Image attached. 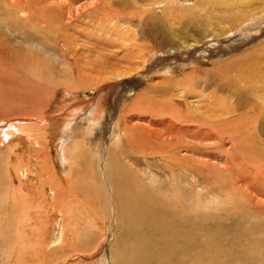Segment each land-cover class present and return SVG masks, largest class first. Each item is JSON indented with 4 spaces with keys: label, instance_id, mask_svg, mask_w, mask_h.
<instances>
[{
    "label": "rangeland",
    "instance_id": "1",
    "mask_svg": "<svg viewBox=\"0 0 264 264\" xmlns=\"http://www.w3.org/2000/svg\"><path fill=\"white\" fill-rule=\"evenodd\" d=\"M0 1L2 4V0ZM51 1L56 6L58 2L65 0ZM156 1L159 2L160 0H73L70 2L73 10L71 12L83 11V13L79 18H73L67 26L63 27L62 21L59 20L51 31L46 27H43L44 29L31 28L32 26L25 22L31 30L25 28H22V30H26L29 34L14 39L15 43H19L22 47L38 48L37 50H40L43 57L51 64L50 67H54L53 75L44 78L39 83L37 92H34L35 94L17 91L21 88L11 89L8 83L0 79V124L3 123V120L20 117L25 118L23 121L24 127H27V125L42 126L45 121L42 123L37 116L30 117L31 113L42 111L45 117H50L53 110L54 113H57L55 111L61 108L60 105L56 107L58 103L69 95H78L84 100L97 97L95 99V102H97L94 103L91 113L92 119L97 110H102V112L100 111L102 115L96 117L95 120H91L90 116H87L83 120L84 122L78 126L80 128L76 127L75 132L71 135L72 140L75 139L74 143L67 144L65 146L67 149L64 148L70 163L65 168L60 164L58 146L61 140L66 137V135L64 136L65 126L70 124V115L66 117V122L56 120L54 121L55 124L52 123L53 136L48 137L49 141H42L41 145L36 144V142L29 145L25 138H20L17 134L12 135L4 142H0V264H168L167 262H161L164 251L156 248L155 245L153 246V241L158 235L149 238L151 234L144 228L145 219H142L144 213H142V207L140 208L139 203L136 204L139 195H141L139 193V183L137 179H133V181L127 179L129 177L127 175L130 174H127L126 168H123L125 164L121 165L127 160H123L122 156L118 155L123 152L128 154L127 150L131 146L123 143L120 147L117 142L119 129L114 119L118 117L123 105L128 106L127 109L125 108L124 113L127 118L126 121H130L131 124H146L150 130H162L161 132H165V135L168 136L177 132L178 135H183L188 139L190 128L195 129L196 127L193 141L197 142L195 149H197L198 156L195 158L203 160V163L208 161L211 167L207 164H199L201 173L195 177V181H198V187L194 186L193 189L184 191L187 193L184 194L185 199H188L191 203H196L194 205L195 210L191 212L206 220L219 218L220 221L225 219V216H227L225 214L232 217L233 214L237 217L241 214L242 218L246 214L248 216L245 217L247 221L253 224L257 223V229L263 225L261 228L264 234V212L262 211L264 209V134L260 131L262 125L251 123L252 128L247 126L248 124L246 126H236L235 128L232 126L233 124L225 125L226 122L222 123L220 119L213 122L215 118L207 120L199 115L205 112L204 108H208V104L211 106L209 108L214 109L212 113L214 116L216 115L214 113L218 111L219 103L231 105L230 103L237 101L236 95L223 93L218 91L215 85H206L205 83L206 79L212 74H220V72L222 73L227 69L228 75L217 77V84L221 83L226 86L233 73H237L239 65H242L244 69L249 67L251 61L248 62L247 59L250 55L234 60L231 62L233 64L227 63L224 65L225 68H217L216 64L222 59H231L230 57L237 55L240 49L251 44L245 42L242 47L240 44H237V46V42L229 40L228 44H231V46L227 47V43H223V47L219 48L221 50L218 51L219 54L215 49L208 52L201 50L199 54H188L186 51L195 46L193 42L198 35H201L204 31L208 32L224 25L228 26L234 15H224L220 12L209 19L204 26H182L173 19L165 17L166 12L164 11L169 6L166 5V2L161 1L163 4H158ZM197 1L200 0H179L174 2L173 7L177 5L176 7L179 8L181 4L191 6ZM76 8L80 9L74 12ZM57 9L60 13H63V10L59 7ZM147 10L150 11L147 12ZM179 12L180 10L175 11L178 15ZM149 14L151 16L155 15L154 25H157L158 29H162L161 31L164 30V33L154 34L150 32L148 27L143 28V23L141 24L139 20L143 19L145 22L146 19V22L149 23L150 21L151 24L152 19L148 20L147 18ZM23 17L25 18L24 12H20L12 20H15L14 18L22 20ZM59 23L62 27H59ZM53 31L57 33H63L64 31L66 42H68L67 51H63V49H66L67 44L60 45V40L54 37L57 33L55 32L56 34L53 35ZM20 32L23 34L21 29ZM121 35L122 39L125 40L121 39ZM164 35L179 43L186 41L188 44L178 49L156 50L165 43ZM223 36L224 39L226 34ZM263 39L264 32L256 39L251 40V43L255 44ZM133 40L138 43L139 48L145 47L154 50L152 57L160 56L164 59L157 63L156 68H151L152 71L156 69V73L150 71L146 76H143V74L137 76L132 73L133 75L129 74L127 77L122 75L119 78L115 74L135 70L143 59L137 56H134L136 58L125 56L122 47ZM196 45L198 46V44ZM252 52L255 53L257 50ZM211 53H215V55L217 53L221 56H205ZM5 61H7L4 63H7L8 68L9 60ZM145 64H147V67L150 65L149 62ZM257 65L259 66L258 63ZM191 66H198L203 71L206 70L202 73L198 71L193 73L195 80H199V83L196 82L195 86H180L179 83L171 84L159 90L150 89L141 95L144 87L148 85V81H151L149 78L154 79L158 74L163 73L181 78ZM260 66L264 67V62ZM43 84L46 86L45 88ZM102 87L106 90L98 93ZM138 93L140 94L138 95ZM136 94L138 95L137 104L139 105L136 104V107L132 108L131 103L134 97L137 96ZM239 103L243 105V108L231 114V118L236 121L245 116L241 112L249 106L248 104L246 107L247 103L243 100ZM262 104L264 106V103ZM183 106L185 108H182ZM40 107L44 110H41ZM191 107L195 108L191 109ZM72 111L64 112L63 115ZM176 111L181 112L180 114L188 117L189 120L196 117L194 123L176 117V114L174 115ZM58 113L60 112L58 111ZM229 116L227 117L229 118ZM261 119H264V117H261ZM120 123L122 124V121ZM214 126L216 129L213 128ZM168 127H172L174 132L169 134L168 131L164 130ZM87 129L88 133H86ZM208 129L209 131H207ZM26 130L28 131V129ZM204 130L210 134V139L205 140L206 135L202 134ZM218 130L219 132H217ZM214 132H216L215 136ZM126 145L128 149H126ZM199 147L202 150L198 149ZM76 156L78 157V164L75 165L72 161L77 158ZM152 161L153 159L150 157H147V160L140 158V163L137 166L144 168L147 164L151 170L160 169L163 171L160 164H154ZM102 169H106L107 173L110 174V181L113 182L115 200L117 199L115 218L111 214V207L108 205L106 198ZM161 173V171L156 173L157 177L161 178L159 181H163ZM47 180H51L52 183H47ZM186 180V185L188 184L189 187V183L191 184L193 179L186 177ZM43 181L47 183L44 190L39 188L43 185ZM159 181L154 186H158ZM100 182H103L104 186ZM17 183H25L27 188L25 191L16 189L18 197L15 198L13 194L15 193V186L18 188V185H20ZM26 183H30L31 186ZM145 183V186H147L151 182L145 181ZM241 184L252 194L253 201H259V204H262L261 208L263 209H256L255 203H250L248 199L241 198L242 195L235 191ZM167 185L164 187H167ZM184 185L185 183L180 181L179 188H186V185L185 187ZM252 188L254 189L252 190ZM163 191L167 195L175 194L169 187L166 190H159V194H162ZM54 195L56 198H53ZM208 198L214 201L210 200L209 202ZM236 201H238V204ZM240 206L241 208L236 210ZM154 208L160 211L157 214L169 209L160 206ZM206 226L204 225L205 230L208 229V225ZM261 228L259 229L260 232H262ZM239 233L240 231H238ZM250 233L251 235H242V237L239 235L241 238L236 239L237 243H230V239H228L226 248L230 249L233 244L236 245L235 247L242 248L241 245H245V247L248 246L253 249L260 246L258 243L259 238L256 237L259 233H254V230ZM246 237L249 241L245 239ZM205 238L207 241L205 245L209 247L208 250H216L220 255L225 254L223 252L225 247H222V250L219 248L220 246L214 248L215 240L212 241V236L204 234L203 240ZM262 239L264 240V236H262ZM219 258L217 257V259ZM209 263H212V261Z\"/></svg>",
    "mask_w": 264,
    "mask_h": 264
},
{
    "label": "bare ground",
    "instance_id": "2",
    "mask_svg": "<svg viewBox=\"0 0 264 264\" xmlns=\"http://www.w3.org/2000/svg\"><path fill=\"white\" fill-rule=\"evenodd\" d=\"M72 1L73 0H65L62 2H58V4H56V6H55V3L51 0H42V1H40V0H2V4L0 1V6L2 5L0 7V79L4 80L6 83H8L9 86L11 87V89L21 88V90H17V91L27 92V93H34V92L36 93L37 92L36 90H37L39 83L44 78H47V77H50V75L51 76L53 75V68L54 67L53 68L50 67L51 64L49 63V61H47L43 57L42 52H40V50L39 51L37 50L38 48L37 49H33L31 47L26 48L27 46L22 47V45H19V43H15V40H14L15 38L17 39V37H25V36H27V34H29V32H26V30H22V28L30 29V28H28L27 24H25V22H27L29 25H31L32 26L31 28L42 29L43 27L44 28L46 27L51 31H52V27L55 26L57 21H59V20H60V22L62 21L61 23L63 24V27L67 26V24L71 23V20L73 18H79V16H81V14L83 13V11L78 12V13L75 12L76 10H78L80 8H76L74 10L75 13L71 12V11H73L72 7H71V3H70ZM161 1L164 3L166 2L167 3L166 5H169L168 9L166 11H164V12H166L165 17L173 19L177 24L182 25V26H184V25L185 26L189 25V26H194V27L195 26H201V25L204 26L208 22L209 19L214 17V15H216V13H220V12H221V14H224V15H234V18L229 22L228 26L224 25V26L218 27L217 29H212L208 32H205V31L202 32V34L198 35V37L194 40L193 45L195 44V46H193L191 49L186 51V53H188V54H193V53L199 54V52H201V50L208 52L210 50L215 49V51H217V53H218V51L219 52L221 51L220 47L222 46L223 43L224 44L227 43L226 44L227 47L231 46V44H228L229 40L233 41V42H237L236 45L240 44V45H242V47L244 46L245 42H249L251 44V45L244 46L243 49H240V51H239L240 53L238 52L237 55L230 57L231 59H227V60H224V59L220 60L219 59L220 61H218V63L216 64L217 68H222L227 63H231L238 58H242L243 56L250 55V57L247 59V60H249L248 62L251 61V63H249V65H250L249 67L244 69L242 65H239L237 73H235V74L233 73V75L230 73L232 76L229 78L230 80L228 79L229 81L226 83V86L221 84V83L217 84V80H218L217 77H221L222 75L223 76L228 75L229 73L227 72L228 71L227 69L225 71H222V73L220 72V74L216 73V75H215V73H214L211 76L209 75L210 77L207 76L208 78L206 79L207 81L205 83L206 85H211V84L215 85L218 88V91H222L223 93L236 95L237 101H233L232 103H230L231 105H228L226 103H219L218 107H217L218 111L215 110V111H217V113L215 112L214 114H216V115H214V116L212 115L214 109L209 108L211 106H210V104H208L207 105L208 108H204L205 112L202 111L203 114H199V115H201V117L203 119H207V120L211 119V118H215V119H213V122L217 119L218 120L220 119V120H222L221 121L222 123L226 122L225 125L233 124L232 126H234L235 128H236V126H246V124H248L247 126L251 127L252 126L251 123H254L256 125L261 124L262 128L260 131H262V133L264 134V129H263L264 119H261V117H264V115H263L264 114V106L262 104V103H264V101H263L264 100V67L260 66V64L262 62H264V39L259 41V42H256L255 44L251 43V40L256 39L261 33L264 32V0H205V1L200 0L191 6L181 4L179 6V8L176 7L177 5L175 7H173L174 2L179 1V0H160L159 2L156 1V3H158V4L162 3ZM57 7H59L61 10H63V13H60L59 10L57 9ZM176 10H180L179 15L175 13ZM149 11L147 10V12H149ZM20 12H24L25 18L23 17L24 19H22V20H20L18 18H14L15 20H12L13 17L16 16V14L20 13ZM151 14H153V13H151ZM151 14H149L147 16L148 20L149 19L153 20V21L151 20V22H152L151 24H150V21H149V23L146 22L147 21L146 19H145V22L147 24L143 21V19L139 20L141 24L143 23V26H144L143 28L148 27L150 29V32L154 33V34L164 33V30L161 31L162 29L160 30V29H158L157 25H154L155 24L154 21L156 20V17H154L155 15L151 16ZM75 20H77V19H75ZM120 22H123V21H120ZM148 24H149V26H147ZM60 26L62 27V25L59 23V27ZM20 29H21V31H23V34H21ZM65 30H66V28H65ZM56 31H57V29H56ZM56 31H53V35ZM64 31H63V33H57L58 32L57 31L56 32L57 34L55 33L56 35H54L55 38H58V40H60V43H59L60 45H66L68 43V42H66L67 39H66V36L64 35ZM224 34H226V37L223 39L222 36ZM66 35H67V33H66ZM121 39H122V35H121ZM164 39H165V43H163V45H160L156 50H162L165 48L178 49L179 47H183V46L188 44L186 41L179 43L178 41H175V40L168 38L166 35H164ZM122 40H125V39H122ZM189 42L191 43V41H189ZM196 44H198V46ZM66 46H65L66 49L65 50L63 49V51H67L68 44ZM138 46H139L138 43L134 42V40H133L129 44L127 43L125 46L122 47L124 49V53L126 54V55L125 54L124 55L127 56L128 58H132V57L136 58L134 56H137L140 58L142 57L143 59L135 70L127 71V72L124 71L125 73L123 72L120 74H115L119 78L122 75L127 77V75L132 74V73H134V75H137V76L138 75L141 76V74H143V76H146L147 73L152 71L151 68H156L155 66L157 65V63H160L164 59L163 57H160V56L159 57H155V56L152 57L154 50H151V49H148L145 47L139 48ZM119 47H120V45H119ZM119 47H117V48H119ZM23 48H25V49H23ZM34 50H36L37 52H35ZM185 50H183V51H185ZM255 50H257V52H255V53L252 52ZM107 52H109V51H107ZM217 53H216V55H215V53L214 54L211 53V54L205 55V56H207V57L221 56V55H217ZM222 56H224V55H222ZM5 60H9V62H8L9 67L8 68L6 66L7 63L6 64L4 63V62H7ZM67 62H68V60H67ZM146 62H149V64H150V65H148V67H147V64H145ZM256 62L259 64V66L258 65L256 66V64H257ZM231 64H233V63H231ZM98 65H100V64H98ZM224 68H223V70H224ZM96 71H98V70H96ZM139 71H141V72H139ZM153 71L155 73L157 72L156 69H154ZM153 71H152V73H153ZM197 71L199 73L206 72V70L203 71V69L198 68V66H196V67L191 66L188 69V71L183 74V76L181 78H177L174 76L172 77V75H170V74H164V73L158 74L157 73L158 75L154 79L149 78V80H151V81H148V85L146 87H144V90L141 92L142 93L141 95H143L145 92H147L150 89L159 90L160 88L163 89L164 87H167L168 85H171V84H178L179 83L180 86H185V85L188 87L195 86L197 83H199V80H195V78H194L195 75L193 73L197 72ZM111 72H113V71H111ZM205 78H206V76H205ZM155 80H157V81H155ZM211 81H212V83H211ZM66 86H68V85H66ZM92 86H93V84H92ZM45 87L46 86L44 85V88ZM175 87H177V86L175 85ZM69 90H70V88H69ZM104 90H106V89L102 87L99 89L98 93L104 92ZM214 92L216 93V91H214ZM139 94L140 93H138V95ZM212 94L214 95V93H212ZM138 95L134 97L135 100L134 99L132 100V103H131V105L133 106L132 108L136 107V104L138 102V100H137ZM31 97H32V95H31ZM96 98L97 97H93L89 100H86V99L84 100L81 97H78V95H69L66 99L64 98L60 101V103H58V105L56 107H58L60 105L61 108L59 110L56 108L57 111H55V112H57V113H54V110H53L54 108L52 109L53 113H52V116H50V117H45V115L42 113V111L38 112V113H33V114L31 113L30 117L31 116H35V117L37 116V117H39V120L42 123L44 121L47 122V123L44 122V124L42 126H34V125L28 126L27 125V127H24L23 121L25 118H20V117L19 118H17V117L11 118L9 120L8 119L3 120V123L0 124V142H4V140H8L12 135L17 134L20 136V138H22V137L25 138L27 140V144H29V145H32L34 142H36V144L39 143L41 145L43 143L42 141L45 142V140H48L49 136H53L52 135V132H53L52 123H54V121H56V120H58V121L61 120L63 122H66L65 121V120H67L66 117L68 115H70V117H69L70 124H69V126L68 125L65 126L66 128H65L64 136L66 135V137L61 140V142L59 143V146L57 145L58 151L60 152L59 153L60 154L59 155L60 156V158H59L60 164L63 168H65V167H67V165H70V163H69L68 157L65 154L64 148H66L65 146L67 144L71 145L72 142L74 143L75 139L72 140L71 135L73 134V132H75L76 127L80 126L81 123L84 122L83 120L87 118V116H90L91 120H95L96 117H99L100 115H102V113H101L102 110H100L101 112L97 110L93 114V119H92L91 113L93 111L94 103L97 102V101L95 102ZM241 100H243L244 102L247 103L245 105L246 107L248 104H249V106L246 109H244L243 112H241L245 116H243V117L241 116L242 118L238 119L236 121V120L231 118L232 117L231 114L234 112H237L241 108H243V105L241 103H239V101H241ZM181 101L182 100L180 99V102ZM178 102H179V100H178ZM138 105L139 104H137V106ZM190 105H192V104H190ZM90 106H92V107H90ZM184 106L182 108H185ZM127 107H128L127 105H123L122 109L118 113V117L114 119V121H116V123L118 124V129H119L118 130V137H117L118 141L117 140L116 141L120 144V147L123 145V143L127 144L128 146L129 145H131V146L129 147V150H127L128 154H124V152H123V153L118 154V155H121L123 160H127V161H125V163L121 164V165L125 164L123 166V168L124 169L126 168V171L128 172L127 174H130L127 176L132 177V178L127 177V179L132 180V181H133V179H137V181L139 183V186H140L139 193L141 195H139L140 197H139L138 202H136V204L139 203L138 205L140 206V208L142 207V213H144V216H142V219H145V221H144L145 227L144 228H146L148 233L151 234L149 236V238L155 237L156 235H158V237L153 241V246L155 245L156 248L164 251V253L161 256V262H167L168 264H264V240L263 239L261 240L262 236H264L262 228H261L263 225H261V227H260L261 231H262V232H260L259 231L260 228L257 229V227H258L257 223L253 224V223L247 221V219L245 217H248V216H246V214H245V217H243V218H242L241 214H240L241 217L240 216H238V217L234 216V214H233V217L228 215V214H225V215H227V216H225V219L220 221L219 218H212L210 220H206L202 217H197V215L194 212H191V211L195 210L194 205L196 203H194V202L191 203V201L189 202L188 199H185L186 196H184V194H187V193L184 191L191 190V189H193L194 186L198 187V185H197L198 181H195V177L199 176V173H201L200 172L201 170L199 169V164H207L210 166V163H208V161H205V163H203L204 162L203 160H202L203 161L202 162L200 159L195 158L196 156H198L197 155L198 152L196 151L197 149H195L197 142L193 141V139H195V135H194L196 133L195 131L197 130L196 127H195V129L190 128V133L188 134V136H189L188 139H186L183 135H178L177 132L174 135L172 134V135L168 136V135H165V132H161L162 130L161 131L156 130V129L150 130L146 126V124L145 125L143 123L131 124L130 121H126L127 118L125 117L126 115H124V113H125V108L127 109ZM204 107H206V106L204 105ZM40 108H41V110L42 109L44 110V108H42V107H40ZM194 108L195 107H191V109H194ZM214 108L216 109V107H214ZM72 110H78L79 112L78 111H72ZM58 111L60 113H58ZM68 111H72V112H70L69 114L63 115L64 112H68ZM180 113L178 111H176V112H174V115L176 114L175 115L176 117H179L180 119L183 118V120L185 119V121L187 120V122L190 121V122L194 123V119L196 117L191 118L189 120L188 117H186ZM195 113H193V114H195ZM200 113H201V111H200ZM260 113H263V114L261 115ZM29 114H30V112H29ZM47 115H48V113H47ZM187 115H189V114H187ZM228 115H230L229 118L227 117ZM168 117H169V115H168ZM1 118H2V116H1ZM147 120H145V121H147ZM224 120H226V121H224ZM120 121H122V124L120 123ZM206 123H208V121H206ZM209 123H210V121H209ZM196 124H197V120H196ZM211 124H212V121H211ZM181 125H182V123H181ZM215 126L213 128H215ZM221 127H223V126H221ZM78 128H80V127H78ZM26 129H28L29 132ZM164 130L168 131L169 134L174 132V131H172L173 130L172 127H168V129L165 128ZM207 131H209V129ZM207 131L204 130L202 132V134L204 133V136L206 135L205 140L210 139V136H209L210 134ZM217 132H219V130ZM86 133H88V129H87ZM183 133H184V130H183ZM215 133L216 132H214V136H215ZM212 135H213V133H212ZM108 136H109V134H108ZM223 137H224V135H223ZM238 137H240V136H238ZM197 138H199V137L197 136ZM216 139H218V138H216ZM224 140H225V138H224ZM216 142H218V141H216ZM70 145H69V149H70ZM127 145H126V147H127ZM126 149H128V147ZM198 149H200V147ZM56 150H57V148H56ZM120 150H121V148H120ZM200 150H202V149H200ZM58 151H57V154H58ZM35 152H36V150H35ZM16 155L18 156V154H16ZM15 156H13V157H15ZM147 157L148 158L150 157L151 159H153L152 162L154 164H157V163L160 164V166L163 167V171L160 169L151 170V168L147 164L145 165L144 168L138 167L137 165H139V163H140L139 162L140 158L147 160ZM197 158H199V157H197ZM77 159H78V157L74 158L72 163L74 162L75 165L78 164ZM185 160L187 161L186 163H185ZM188 160H190V162H188ZM70 168H72V167H70ZM129 168H130V170H128ZM83 170H85V169H83ZM159 170L162 172L161 175L163 176V181H159L161 178L157 177L156 173L160 172ZM229 170H231V169H229ZM246 172H247V170H246ZM102 174H103L104 179H105L104 184H105L106 198H107V201L109 203L108 205H110V207H111V209H110L111 214L114 217L117 199L115 200L113 182L110 181L111 180L110 174L107 173L106 169L105 170L102 169ZM255 175H257V174H255ZM186 177H189V179L190 178L193 179V182H191V184L189 183V187H188V184L186 185V183H187ZM142 179H144V180H142ZM145 181L146 182L149 181L151 183L148 184L147 186H145L146 185ZM158 181H159V185L154 186L155 183H158ZM180 181H181V183H185L186 188H184V189L179 188ZM46 182L52 183L51 180L50 181L47 180ZM46 182L43 181V185L39 186V188L44 190L45 187H47ZM116 182H117V180H116ZM164 183H165V185L168 184L169 186L167 185V187H164L165 186ZM169 183H171V184H169ZM17 184H20V183H17ZM26 184L31 186L30 183H26ZM96 184H98V183H96ZM100 184L103 185V182H100ZM185 185H184V187H185ZM19 187H21V188L18 189ZM168 187H169V189L173 190L172 192H175L174 195H167V194H165L164 191L162 194L160 193L161 195L159 194V190H166V188H168ZM254 187H255V185H254ZM18 188H16V186H15V193H13L15 198L18 197V195L16 193L17 190L25 191V189L27 187L24 183V184L18 185ZM237 189L235 191L242 195L241 198H244L245 200L248 199L250 203H255L254 206L256 209H263V208H261L262 204H259V201H253L254 198H253L252 194L249 192V190L247 191L243 187L242 184ZM253 189L254 188H252V190ZM260 190H262V189H260ZM131 191H132V189H131ZM258 191H259V189H258ZM50 192H49V194H51ZM210 194L212 195V193H210ZM207 195H209V194H207ZM24 196H25V194H24ZM150 196L152 197V199ZM53 198H56L55 195ZM213 198L215 200H217L214 196H213ZM199 199L201 201L200 197H199ZM208 200L210 202V200H213V199L208 198ZM240 200H242V199H240ZM238 201H239V199H238ZM238 201H236L237 204H238ZM105 202H106V200H105ZM209 202H207V203H209ZM205 204H206V201H205ZM197 205H199V204L197 203ZM213 205H214V203H213ZM156 206H160L161 208L162 207L163 208H169V209L164 211V212L162 211V213H160V214H157V212H160V211L156 210L154 208ZM192 206H194V207L191 208ZM237 206H239V205H237ZM240 208H241V206L239 208L237 207L236 210H238ZM233 210H234V208H233ZM262 211L264 212V209ZM202 215L204 217V212ZM204 225L205 226L208 225L207 230L204 229ZM253 230H254V233L255 232L259 233V235H257L256 237L259 238L258 243L260 244V246H256L253 249L252 247H250V248L248 246L245 247V245H241L242 248L235 247L236 245L233 244L230 249L226 248L228 245V241H229L228 239H230V243H237L236 239H238V237L241 238L242 235H244V236L251 235L250 232H252ZM238 231H240L239 234H238ZM204 234L206 236H212L213 237L212 241L214 242V240H215V243H214L215 249L220 246L219 248L222 250V247H225L223 250V252L225 254L220 255L216 250H214V251L208 250L209 247H207L205 245V244H207L206 238L203 240ZM248 237H246L245 239H247ZM217 257H220V258L217 259ZM206 259H208V260H206ZM211 261H212V263H209Z\"/></svg>",
    "mask_w": 264,
    "mask_h": 264
}]
</instances>
